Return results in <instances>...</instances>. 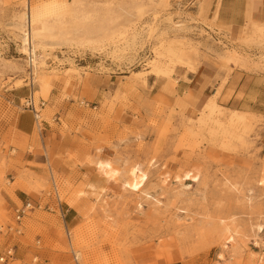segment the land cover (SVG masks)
<instances>
[{"label":"rangeland","instance_id":"1","mask_svg":"<svg viewBox=\"0 0 264 264\" xmlns=\"http://www.w3.org/2000/svg\"><path fill=\"white\" fill-rule=\"evenodd\" d=\"M44 1L30 0L37 55L30 64L20 49L28 0H0V110L8 94L29 90L37 104L53 81L68 88L72 77L93 74L112 75V109L122 100L121 86L147 87L148 74L169 79L175 67L193 70L210 61L219 83L201 100L157 93L143 110L135 108L142 113L118 138L129 134L134 143L127 149L141 156L125 167L128 158H120L124 171L116 183L92 198H78L84 173L56 172L55 186L36 179L33 189L75 211L64 220L56 204L48 209L49 200L31 195L41 207L22 219L20 234L0 230V244L11 241L0 255L20 243L0 264H143L148 256L264 264V23L248 20L235 38L208 16L203 1L64 0L43 11ZM240 71L256 78L236 97L241 108L226 106ZM83 143L73 136L68 165L88 160ZM7 223L13 218L0 212V227Z\"/></svg>","mask_w":264,"mask_h":264},{"label":"crops","instance_id":"2","mask_svg":"<svg viewBox=\"0 0 264 264\" xmlns=\"http://www.w3.org/2000/svg\"><path fill=\"white\" fill-rule=\"evenodd\" d=\"M185 1L195 5L203 1L208 16H215L216 23L229 27L231 37L237 38L243 25L250 19L264 23V0ZM216 75L217 68L210 61L200 62L193 70L175 67L169 79L151 73L145 79L147 87L131 85L132 89L127 90L121 86L122 100L115 101L113 109L110 106L115 96V87L111 86L112 75L109 78L94 74L89 78L72 77L68 88L61 80L53 81L41 107V111L46 113L41 120L35 118L32 110L20 106V100L29 90L8 94L6 104L0 110V212L12 219L14 209L25 200H30L34 194L49 200L46 203L49 208L56 204L60 216L65 220L69 211H75V208H65L59 197L54 203L50 196L33 189L36 179L51 180L55 186L56 172L84 173L85 186L78 198H92L103 187L116 183L119 173L124 171L118 168L122 166L120 158H128L125 167L130 158L141 156L136 149H127L130 143H134L129 134L125 139L118 137L121 129L129 127L138 117V112L142 113V103H147L157 93H174L186 99L201 100L217 87L219 80H214ZM255 78L240 71L225 105L241 108L238 106L240 99L236 97L248 93ZM227 83L222 92L227 88ZM261 86L264 88V84ZM261 91L264 92V89ZM262 100L260 105H264V98ZM135 108L141 110L135 112ZM260 114L264 116V111H260ZM76 134L83 138L85 152L89 154L83 164L71 166L66 161V150L73 148L72 139ZM129 179L132 181L131 174ZM5 239L7 241L0 244V250L9 242L7 237ZM12 246L19 252L20 243L16 241ZM160 257L163 261L158 256H148L141 263L179 264L175 257ZM155 258L158 260L153 262Z\"/></svg>","mask_w":264,"mask_h":264},{"label":"built area","instance_id":"3","mask_svg":"<svg viewBox=\"0 0 264 264\" xmlns=\"http://www.w3.org/2000/svg\"><path fill=\"white\" fill-rule=\"evenodd\" d=\"M45 101L40 99L39 102L35 103V98L33 92H30L28 96L24 98L23 107L29 108L35 113V118L39 119L41 107H43ZM40 120V119H39ZM35 207H41V205L36 202H32L31 200H25L22 204L17 206L14 209V217L13 223H7L5 225H1L0 230H5L6 232H15L17 234L21 233V222L22 219L33 210ZM47 208H49L47 206ZM14 257V246H9L4 250V252L0 255V262H6L9 259H13Z\"/></svg>","mask_w":264,"mask_h":264},{"label":"bare ground","instance_id":"4","mask_svg":"<svg viewBox=\"0 0 264 264\" xmlns=\"http://www.w3.org/2000/svg\"><path fill=\"white\" fill-rule=\"evenodd\" d=\"M45 2V1H44ZM43 5V11H52L56 5L62 6L64 4V0H47ZM26 16V32L25 35L21 39L20 49L23 54H26L28 59L30 60V64L36 63L37 55L35 53V47L32 42V34L30 25L35 19L36 12L32 10V5H30V0L27 2V12H25ZM32 79V78H31ZM34 79V77H33ZM135 169L137 171H141L142 167L136 165ZM131 186V185H130ZM146 194V193H145Z\"/></svg>","mask_w":264,"mask_h":264}]
</instances>
